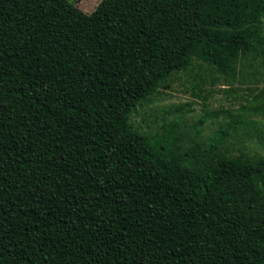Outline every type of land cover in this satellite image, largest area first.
<instances>
[{"label": "trees", "instance_id": "trees-1", "mask_svg": "<svg viewBox=\"0 0 264 264\" xmlns=\"http://www.w3.org/2000/svg\"><path fill=\"white\" fill-rule=\"evenodd\" d=\"M256 60L264 0H0V264H264L242 114L200 152L131 121L175 73ZM242 109L264 117V87Z\"/></svg>", "mask_w": 264, "mask_h": 264}, {"label": "rangeland", "instance_id": "rangeland-1", "mask_svg": "<svg viewBox=\"0 0 264 264\" xmlns=\"http://www.w3.org/2000/svg\"><path fill=\"white\" fill-rule=\"evenodd\" d=\"M69 1L90 14L102 0ZM239 69L241 73L235 81H226L219 75L213 78L206 71L202 81L195 75L204 72L198 68L175 73L170 87H161L139 104L131 114V121L138 130L148 133L159 131L163 123L175 122L183 149L192 148L200 152L206 148L207 139L230 116L242 114L241 120L246 128H241L246 131L244 148L251 154H264V143L254 133L253 126H249V123L264 126V117L251 115L242 109L264 87V65L259 60L244 61ZM240 145L242 143L236 146Z\"/></svg>", "mask_w": 264, "mask_h": 264}]
</instances>
